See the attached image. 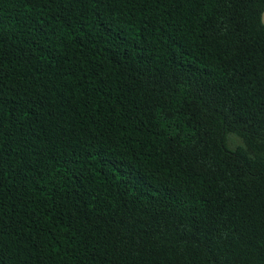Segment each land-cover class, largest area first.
I'll return each instance as SVG.
<instances>
[{
    "label": "trees",
    "instance_id": "obj_1",
    "mask_svg": "<svg viewBox=\"0 0 264 264\" xmlns=\"http://www.w3.org/2000/svg\"><path fill=\"white\" fill-rule=\"evenodd\" d=\"M263 13L0 0V264H264Z\"/></svg>",
    "mask_w": 264,
    "mask_h": 264
},
{
    "label": "rangeland",
    "instance_id": "obj_2",
    "mask_svg": "<svg viewBox=\"0 0 264 264\" xmlns=\"http://www.w3.org/2000/svg\"><path fill=\"white\" fill-rule=\"evenodd\" d=\"M240 143V140L236 137V136H230L229 137V144L231 147H235L236 145H238Z\"/></svg>",
    "mask_w": 264,
    "mask_h": 264
},
{
    "label": "crops",
    "instance_id": "obj_3",
    "mask_svg": "<svg viewBox=\"0 0 264 264\" xmlns=\"http://www.w3.org/2000/svg\"><path fill=\"white\" fill-rule=\"evenodd\" d=\"M262 21H263V23H264V13H263V16H262Z\"/></svg>",
    "mask_w": 264,
    "mask_h": 264
}]
</instances>
